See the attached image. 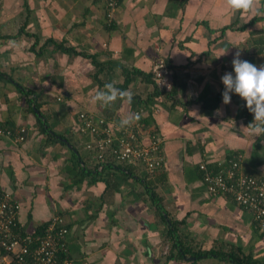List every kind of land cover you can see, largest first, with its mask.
Returning <instances> with one entry per match:
<instances>
[{
	"label": "crops",
	"instance_id": "crops-1",
	"mask_svg": "<svg viewBox=\"0 0 264 264\" xmlns=\"http://www.w3.org/2000/svg\"><path fill=\"white\" fill-rule=\"evenodd\" d=\"M0 36V129L27 130L23 143L0 137V191L20 204L25 232L63 218L71 264L219 263L167 260L169 220L191 247L264 264V233L231 195H210L199 168L240 157L244 173L264 180V0H121L109 24L104 0H1ZM159 59L172 70L170 92L151 79ZM34 97L64 145L39 132ZM137 108L162 140V167L108 161L103 180L81 178L94 162L79 113L124 125Z\"/></svg>",
	"mask_w": 264,
	"mask_h": 264
},
{
	"label": "built area",
	"instance_id": "built-area-1",
	"mask_svg": "<svg viewBox=\"0 0 264 264\" xmlns=\"http://www.w3.org/2000/svg\"><path fill=\"white\" fill-rule=\"evenodd\" d=\"M1 1V0H0ZM121 0H104L105 18L109 24ZM260 53L264 55V48ZM173 73L161 59L151 67V79L159 91L170 92ZM59 100V99H58ZM142 108L134 110L131 122L124 125L106 124L102 119L94 120L88 114L79 113L77 131L88 135L84 144L94 169L101 171L108 161L140 166L151 174L162 167L161 142L157 133L150 131L138 118ZM110 124V123H109ZM24 128L14 133L0 129V137L12 143L24 140ZM241 159H231L229 165L217 172L199 165L206 190L210 195H231L233 201L246 209L252 217L256 230L264 233V180L244 173L240 169ZM20 204L9 194L0 192V264H71L67 248V226L61 217L53 216L43 230L31 233L17 231Z\"/></svg>",
	"mask_w": 264,
	"mask_h": 264
},
{
	"label": "trees",
	"instance_id": "trees-1",
	"mask_svg": "<svg viewBox=\"0 0 264 264\" xmlns=\"http://www.w3.org/2000/svg\"><path fill=\"white\" fill-rule=\"evenodd\" d=\"M1 38H8V37L0 36V39ZM10 38H12V37H10ZM46 43L52 45L54 47V49L57 51H60V52L66 53V54L74 53L73 49H71L69 47H65L64 44H62V43H55L51 39L48 40ZM21 90H22L21 93L24 94L25 96L29 95V93L27 91H24L23 89H21ZM26 102H27V105L29 108L28 109L29 112L35 116L36 124L38 126L39 132L41 134H44L45 136H47L48 139H51L52 141L59 142V143L64 145L65 143H63L61 140H58L55 138L54 133L49 132L50 127L47 126V124L45 123V120L43 118L44 117L43 114H41V112L39 111L40 106L36 102V97H34L33 99L28 100ZM252 108H253V105L248 104V106L246 107V109L243 113L245 119L248 121L251 118V116L253 115ZM37 111L40 113L39 115L36 113ZM20 128H22V127L11 128V127L4 126V129L10 130L12 133H14L17 129L19 130ZM24 130H25L23 133L24 140L21 143H23L27 137L26 128H24ZM3 138H5V137H3ZM62 138H64V137L62 136ZM67 141L70 142V144L72 145V148L70 149V152H69L70 153L69 159L72 161L74 160V161L78 162V163H76L77 165L81 164V162H82L81 155L77 151L75 145L69 139ZM110 167L113 168V165H110V164L106 165L105 164L101 171H97L96 169L90 170V169H87L85 166H82V167H79V171L82 173L81 178H83L84 176H86L88 174H91L93 177V180L97 181V180H101V179L103 180L104 179L105 173L108 171V169H111ZM152 195L153 196L151 197V199L154 202H157V201L159 202L158 196L155 195L154 193ZM13 200H15V199H13ZM19 211H20V208H19ZM19 211H18V215H19ZM18 215H17V217H18ZM166 219H167V217H165V218L163 216L161 217V220L164 222L166 221ZM49 220L44 225H42L41 227L39 226L38 228H36L35 232L42 231L43 226H45L49 222ZM167 221H168L169 229L166 232L165 238L168 241H170V244H171L169 253L167 255V260H186L188 258H194V260H197L201 257L213 256L219 261L218 264H249V260L247 258L237 257L236 255H234L232 250H228L227 252H224L223 250L201 251L200 249H197L195 247H191L189 244L185 243V240L187 239L186 234L184 235L182 232H180L178 230L181 223H176L174 221H169V220H167ZM20 230H21V233L23 234L24 228L20 225L19 218H18L17 231L20 233ZM67 231H69L68 228H67ZM4 254H6V252L3 249H0V255H4Z\"/></svg>",
	"mask_w": 264,
	"mask_h": 264
},
{
	"label": "water",
	"instance_id": "water-1",
	"mask_svg": "<svg viewBox=\"0 0 264 264\" xmlns=\"http://www.w3.org/2000/svg\"><path fill=\"white\" fill-rule=\"evenodd\" d=\"M63 142H65V143H66V140H63ZM67 145H68L70 148H72V146H71V145H69L68 143H67Z\"/></svg>",
	"mask_w": 264,
	"mask_h": 264
}]
</instances>
